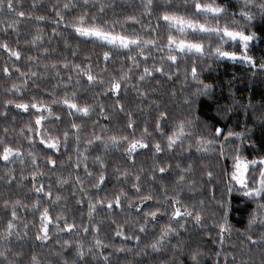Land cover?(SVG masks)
Instances as JSON below:
<instances>
[{
	"label": "trees",
	"instance_id": "obj_1",
	"mask_svg": "<svg viewBox=\"0 0 264 264\" xmlns=\"http://www.w3.org/2000/svg\"><path fill=\"white\" fill-rule=\"evenodd\" d=\"M203 2L220 5L226 12L218 19H213L212 14L195 16L192 0H154L151 15L143 7L144 0H87V3L85 0H13L14 10L9 11L7 0H4L0 7V43L7 42L11 48L19 50L21 58L9 59V53L0 49V138L20 148L21 156L10 158L8 162L0 160V252L5 253L0 256V264H33V256L39 264H192L190 253L193 250L201 253L200 264H264V223L258 221L249 225L257 202L244 197L242 189L232 181L237 156L245 161L264 157V69L260 68L264 64V16L254 12L253 20L242 19L239 12L244 0ZM66 3L68 9L63 7ZM101 5H104L103 12ZM56 10L64 17L59 24ZM20 12L24 15L20 16ZM165 12L184 16L198 24L212 27L219 24L247 34L254 33L247 51L256 67L217 56L214 50L221 42L215 34L192 29L180 33L175 28L170 29L160 19ZM234 12L237 15L234 16ZM84 13L89 20L107 21L106 29L115 27L117 32L154 39L160 47L145 48L146 56L137 55L135 48L131 52L111 49V57L105 61L104 52L110 50L109 46L79 37L69 26L74 18ZM40 16L44 19L38 20ZM128 16H135L136 20H127ZM169 35L177 40L201 43L204 54L170 53L167 48ZM36 36L40 39L33 46ZM223 48L241 51L240 43L231 40L224 43ZM130 55L135 56L136 64L128 60ZM169 55H177V60H168ZM53 63L56 69L51 67ZM74 65L90 70L97 80L89 83L86 75H78L79 70ZM194 65L196 79L192 77ZM5 66L10 69L8 75L3 73ZM146 67L150 75L141 80ZM156 68L162 71H154ZM32 72L37 75L32 76ZM122 73H128V77L119 92L108 91L112 79H119ZM13 85L20 91H10ZM203 85L210 86L207 94L198 95L197 89H202ZM73 92L79 106L92 108L87 116H70L66 106L51 103L53 97L62 100L66 93L71 96ZM7 100L29 105L43 101L50 106L51 115L42 112L45 117L42 127L47 135L57 136L62 142L64 132L71 133L67 149L62 143L59 151L46 150L39 137L30 144L27 126L35 127V117L41 113L31 107L28 111L17 109L14 104L5 107ZM161 112L166 113V117L161 122V131H157ZM130 115L134 129L127 127ZM182 121H191L187 130L191 135L169 149L167 137ZM72 123L80 125L79 131L71 127ZM217 126L225 135L213 140ZM145 128L149 148L139 149L134 159H129L124 152L126 144L119 149L111 145L105 149L99 142L91 147L86 144L93 133L105 139L112 135H129L131 139L133 133L139 138ZM22 129L24 134H21ZM228 132L242 136L229 137L225 143ZM76 135L80 137V151L88 157L86 163L93 174L91 178H87L84 163L79 168L75 166ZM209 140L213 142L208 144ZM156 143L162 148L159 153L152 147ZM29 153L36 157L38 170ZM97 156L105 161L107 176V183L99 192L93 187L102 170L94 163ZM48 157L57 161L55 166L47 164ZM160 167L166 169L164 174L159 172ZM33 171L43 173L35 183ZM125 171L130 174L126 183L121 175ZM137 174L140 195L154 197L140 206L142 212L135 207L139 200L132 189ZM77 175L84 181L82 186L76 183ZM181 176L183 180L179 179ZM254 177L256 180L259 177L258 167L248 172L250 183L256 182ZM61 179L67 183L60 184ZM41 185L44 192L37 193L35 187ZM121 188L128 192L131 206L125 199L122 207L113 206L110 210L105 200L103 205L96 204L89 216V196L95 202L106 196L113 197ZM49 190L51 197L47 195ZM177 192L180 193L181 211L185 208L195 211L192 216L173 221L171 226L175 231L170 234V242L166 241L160 251H153L150 245L172 215L171 204L164 201L165 193L173 197ZM57 195L59 201L55 200ZM37 203L38 208H34ZM45 207L49 208L52 223L48 239L39 240L40 212ZM156 207L160 208L158 219L152 221L149 217L147 231L140 232L139 225L145 223L144 213ZM13 210L16 211L14 220ZM195 212L201 216L200 223L195 220ZM57 215L63 219L57 222ZM65 219L78 227L64 231ZM10 220L14 224L11 235L7 227ZM224 223L229 230L221 234L219 225ZM117 224L123 225L125 235L131 238L116 236ZM85 226L88 232L84 231ZM96 240L103 243L97 246ZM64 241H69V245L65 246ZM177 241L182 248L172 247ZM81 246L85 252L82 258L76 251Z\"/></svg>",
	"mask_w": 264,
	"mask_h": 264
},
{
	"label": "snow or ice",
	"instance_id": "obj_2",
	"mask_svg": "<svg viewBox=\"0 0 264 264\" xmlns=\"http://www.w3.org/2000/svg\"><path fill=\"white\" fill-rule=\"evenodd\" d=\"M85 3H87V0H85ZM192 4H194L195 7V12L193 15L199 16V15H208L212 14L213 19H218L220 15L224 14L226 12V8L217 5L215 3H204L203 0H192ZM4 5V0H0V7ZM64 9L69 8V4H64L63 5ZM143 7L146 12H148L149 15H151L152 9L155 7L154 0H144ZM188 7H191V5H188ZM7 8L9 11L14 10V4L13 0H7ZM104 10V5H101V12ZM254 12H258L261 16H264V0H244L243 5H241V10L239 12V15L242 19H245L247 21H251L255 18ZM20 16H23L24 13L20 12ZM56 15L60 17V19L57 21V24H59L61 21H63L64 17L61 14L59 10H56ZM233 15H237V13H233ZM38 20H43L44 17L40 16L37 17ZM127 20H132L135 21L136 17L135 16H128L126 17ZM164 22L167 23V26L171 28H175L178 32L180 33H186L188 29H192L196 32L199 33H206V34H215L217 37L220 39V46H218L214 51L215 54L219 57H226L232 60H237L240 59L248 64H250L252 67H256L255 61L253 60V57H251L248 54V42L251 41L254 38V33L253 34H247L245 31L241 30H233L230 26H224L220 27L219 24H217L215 27L208 26L206 23H195L192 19H187L184 16H178L175 14H169L168 12H165L162 17H160ZM107 21H104L103 23L99 22L95 18L89 20L87 18V13L81 14L80 16L76 17L73 19L71 24L69 25L74 32L79 36L83 38H91L93 42H100L103 45L109 46L110 50L104 52V59L105 61H108L111 57V49H124L128 50L131 52L134 48L137 49V55L140 56H146V53L144 52L145 48L152 47H160V45L157 44L156 40H146L140 35H135V34H126L123 32H117L115 30V27L113 28H108L106 29L104 27V24H106ZM116 22H113L115 24ZM40 39L39 36H36L33 38V46L36 45V41ZM229 40L231 41H239L241 44V51L238 53L237 51H227L224 50L223 44L227 43ZM167 48L170 53L172 52H177V53H192V54H200L203 55L205 52V49L203 45L199 42H193L188 39H179L177 40L175 36L169 35L167 37ZM0 49H4L9 53V59L12 57H15L17 60L21 58V52L19 50L13 49L9 46L7 42H2L0 43ZM163 50V48H161ZM47 51V50H45ZM75 54V53H74ZM128 60H130L133 64L137 63V60L135 56H128ZM32 57H29V60H32ZM168 60L175 62L177 60V55H169L167 57ZM67 67V64L64 65ZM45 67H48L45 65ZM53 69H56L55 63L51 65ZM74 68L79 70L78 75L80 73H83L84 75L87 76V79L89 83H93L97 80V77L91 73V71H85L83 68H81L80 65H74ZM260 68L264 69V64L260 65ZM154 71H162L160 68L153 69ZM17 71L19 69L17 68ZM3 73L5 75H8L10 73V69L5 66L3 68ZM21 75H24V73H21ZM32 76H36V72L31 73ZM145 75H150V70L146 67L144 69L143 74H141L140 79L143 80ZM128 77V73H122L120 78H113L112 81L110 82L108 91L112 93H118L119 90L121 89L123 82L126 81ZM192 77L193 79L197 78V68L194 65L192 67ZM71 81V77H69V82ZM101 84H103V81H101ZM209 85H203L202 89L198 88L197 89V94H207V90L209 89ZM10 91L14 92H19L20 89L16 86L13 85L12 89ZM52 104H62L67 107L68 113L70 116L76 115V114H82L84 116H87L91 111L92 108L90 106H79L76 102V94L75 92L72 93L71 96H68L67 93L65 94V97L61 99H57L53 97ZM14 104L17 109H22L24 111H28L29 107L31 109H35L36 112L41 113L39 115H36L35 117V127H33L31 124L27 126V138L29 140V143H35V137L40 138V143L42 145H45L46 150H56L59 151L61 144L63 143V147L67 149L68 147V142H69V136L71 133L68 131H65L63 136V142L59 139L57 136H51L47 135L45 130L42 127V121L45 120L44 115L42 114V111H47L49 115L52 114V109L50 106L45 104L43 101L40 102H32L31 105L28 103H16L13 100H7L5 101V107L7 105ZM103 112V109H101ZM121 111H123V108H121ZM166 117V113L161 112L160 113V120L157 121V131H161V122L163 119ZM191 126V121L184 122L182 121L177 129H175L170 135L167 137V146L169 149H173L174 146L177 144V142L182 143L184 139H188L191 135L190 131H187L190 129ZM71 127L73 129H76L79 131L80 125L76 123H72ZM128 128L134 129V122L131 118V115L129 116V122L127 125ZM5 132H7V129H5ZM215 137L213 140L218 139L221 135H225L224 130L217 126L215 128ZM21 134H24V130H21ZM148 135L147 128H145L144 132L141 134L139 138H136L134 133L132 134V138H129V135H112L105 139L103 136L96 135L93 133L92 138L86 141V144L88 147H91L95 142H99L103 144L104 148L107 149L110 145L111 147L114 148H121L123 145H127L123 150L127 154V157L129 159H134V154H137L138 149H147L149 148V144L146 143V137ZM233 136H242L241 133H233V132H228L227 135L225 136V143H227L229 137ZM213 140L207 141L208 144H211ZM76 144L77 148L75 149L76 152V161H75V166L76 168H79L81 163H84V170L87 173V178L92 177V173L88 171V166H87V159L88 157L84 155L83 152L80 151L78 145L80 143V137L79 135H76ZM201 143H204V141H201ZM223 144L221 145V148H223ZM156 153H159L162 151L161 145L159 143H156L152 145ZM0 160H3L5 162H8L10 158H15V157H20L21 156V150L18 147H13L10 143H7L3 138H0ZM87 151V148L85 149ZM223 155V153H221ZM29 156L32 159L33 166L38 170L39 169V164L37 163V159L35 156H33L31 153H29ZM57 163L56 160L52 159L51 157L47 158V164L55 166ZM94 163L98 164L100 168L102 169L98 180L96 183L93 185V187L97 190V192L101 191L103 189V185L107 183V176H106V166H105V161L101 159L100 156H97L94 160ZM255 166L259 168V179L256 180L254 177V180H256L255 183H250L249 181L246 180L245 178V173L249 171V165ZM264 157H258L254 158L251 161H242L239 156L236 158V163H235V171L232 174V179L240 185V188L242 189V195L246 198L252 199L257 202V210L253 212L251 215V218L249 220V225L256 224L258 221L260 223H264ZM119 171V169H117ZM159 172L161 174H164L166 172V169L164 167L159 168ZM33 182L35 183V180L37 179L38 176H42L43 173L39 171H33L31 173ZM124 177V182L126 183L128 180V176L130 175L128 172L121 173ZM211 175V173H209ZM180 180H183L184 177L181 176L179 178ZM60 184L67 183L66 180L61 179L59 181ZM76 183L80 184L81 186L83 185L84 181L80 179L79 175H77L76 178ZM132 189L135 190L136 198L139 200V204H137L135 207L138 212H142L143 209L140 207L141 205H144L146 201H152L153 200V195L148 194V195H140L141 189H140V176L137 174L135 177V180L132 182ZM35 191L37 193H43L44 192V187L41 185L40 187H35ZM80 191H84L83 187L80 188ZM231 191V188L229 189ZM48 197H51V191L47 193ZM180 193L177 192L175 196L169 197L166 193L164 196V201L166 204L170 203L172 207V215L170 217L168 225L163 226L160 229V235L159 237L154 240V242L150 245L151 249L153 251H160L162 248L165 246V242L169 241L170 242V234L175 231V229L171 226L172 222L175 221L177 218L182 217V216H192L193 211H188L187 208L184 209V211H181V200H180ZM127 199L129 205L131 206L132 201L128 197V192L124 189L121 188L119 192H117L113 197H104L97 199L95 202H93L92 197L89 196V216L92 215V212L95 210V205L100 204L103 205L105 203V200L107 201V207L108 209H112L113 206L116 208H120L123 205L124 200ZM56 201L60 200V196L57 195L55 197ZM80 201H78L79 203ZM19 203V202H17ZM34 208H38V203L33 205ZM160 211L159 207H156L154 211H148L144 213V219L145 223L139 225V231L140 232H146V224L148 223V218L150 217L152 221H156L158 219L157 213ZM12 218L13 220L16 218V211L13 210L12 212ZM56 221L58 222L59 220L63 219L62 216L57 215L55 218ZM13 220H10L8 222V230H9V235H11V229L14 227ZM195 220L197 223L201 222V216L199 212H195ZM40 223L41 227L38 230L37 234V239L39 240H47L48 239V234H49V225L52 223V217L49 214V208L45 207L41 212H40ZM78 226L75 225L74 223H68L67 220H64V231H69L74 228H77ZM220 232L223 234L225 231H228V225L226 223L220 224L219 225ZM89 228L88 226L84 227V231L88 232ZM92 230L95 232L96 228L93 227ZM115 235L118 237H125V238H131L127 237L125 235V230L124 226L117 224L116 225V231ZM136 239L139 240L140 236H136ZM249 240H252V237H248ZM221 240H223V235H221ZM69 241H64V245L67 246L69 245ZM97 246H100L103 242L100 240L95 241ZM174 249L176 248H182L183 245L177 241V244L172 246ZM77 256L78 257H84L85 252L81 247L77 248ZM5 253L0 252V256H4ZM201 253L199 250H193L190 253V258L192 261V264H200V257ZM33 264H39V262L36 260V257L33 256Z\"/></svg>",
	"mask_w": 264,
	"mask_h": 264
},
{
	"label": "rangeland",
	"instance_id": "obj_3",
	"mask_svg": "<svg viewBox=\"0 0 264 264\" xmlns=\"http://www.w3.org/2000/svg\"><path fill=\"white\" fill-rule=\"evenodd\" d=\"M234 42H239L238 40L237 41H234ZM240 43V42H239ZM249 43H250V41L248 42V46H249ZM241 45V44H240ZM221 59H224V60H232V59H229V58H226V57H220ZM233 61H242V60H240V59H237V60H233ZM242 62H244V61H242ZM244 63H246V62H244ZM246 64H248V63H246ZM35 112H36V110L35 109H33ZM43 112V111H42ZM39 142H40V138H39ZM45 146V145H44ZM139 150V149H138ZM242 161H245V160H242ZM235 163H236V161L234 162V166H235ZM262 167H264V166H262ZM252 168H255V166H252L251 164L249 165V170L250 169H252ZM235 171V167H234V170H233V172ZM249 172V171H248ZM248 172H246L245 173V178H246V180L248 181V179H247V175H248ZM233 174V173H232ZM258 179H259V177H258ZM257 179V180H258ZM232 181L238 186V187H240V185H238L233 179H232ZM183 212V211H182Z\"/></svg>",
	"mask_w": 264,
	"mask_h": 264
}]
</instances>
